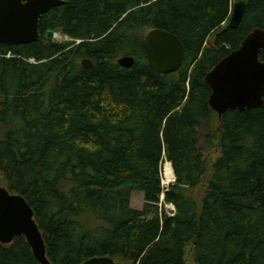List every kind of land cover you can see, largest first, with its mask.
<instances>
[{
    "label": "trees",
    "instance_id": "1",
    "mask_svg": "<svg viewBox=\"0 0 264 264\" xmlns=\"http://www.w3.org/2000/svg\"><path fill=\"white\" fill-rule=\"evenodd\" d=\"M235 1L66 0L41 15L36 41L0 43L1 180L32 207L51 264H185L190 245L195 264H264V104L218 117L205 81L264 29V0H244L230 28ZM152 28L184 45L175 72L149 66ZM203 125L219 150L212 164ZM163 162L175 181L161 200ZM0 264L40 263L20 236L0 243Z\"/></svg>",
    "mask_w": 264,
    "mask_h": 264
},
{
    "label": "water",
    "instance_id": "2",
    "mask_svg": "<svg viewBox=\"0 0 264 264\" xmlns=\"http://www.w3.org/2000/svg\"><path fill=\"white\" fill-rule=\"evenodd\" d=\"M66 0H0V43L27 44L39 37L41 15L62 5ZM244 0H237L231 8L228 26L236 28L245 11ZM53 38L54 32L47 33ZM144 46L149 65L157 72H175L183 63L184 45L179 38L163 29L152 28L144 35ZM264 49V29L254 28L240 45L220 59L205 76L211 89L210 108L218 117L228 110H250L264 104V60L259 58ZM134 57L122 55L117 63L124 68L134 64ZM84 68L93 63L81 60ZM23 236L35 260L51 264L46 256L42 233L34 218L32 207L19 193L0 184V243L9 244L14 237ZM81 264H121L110 256L91 257Z\"/></svg>",
    "mask_w": 264,
    "mask_h": 264
},
{
    "label": "rangeland",
    "instance_id": "3",
    "mask_svg": "<svg viewBox=\"0 0 264 264\" xmlns=\"http://www.w3.org/2000/svg\"><path fill=\"white\" fill-rule=\"evenodd\" d=\"M62 39L63 38H60L59 33H56L55 37L53 38V40H56V41H59ZM208 131H209L208 125H203L202 127L200 126L199 136H198V145L201 146V148L205 152L206 156L209 158L210 164H212V162L219 156V150L215 146L212 148V143L210 141L208 142L205 139V135L208 133ZM164 164H165V162L162 163L161 168H160L161 182L163 180L165 182V184H167L168 179H167V177L164 178L163 171H162ZM1 179H2V176L0 174V184L3 185ZM174 179H175V177H174ZM174 181L175 180H173L171 183H169V185L174 183ZM161 184H163V183H161ZM141 203H142L141 196L137 192H134L132 194V204L135 206H141ZM169 207L170 206H167L166 209H169ZM185 264H195L193 259H192V246L191 245L186 248Z\"/></svg>",
    "mask_w": 264,
    "mask_h": 264
},
{
    "label": "bare ground",
    "instance_id": "4",
    "mask_svg": "<svg viewBox=\"0 0 264 264\" xmlns=\"http://www.w3.org/2000/svg\"><path fill=\"white\" fill-rule=\"evenodd\" d=\"M150 66V65H149ZM167 179H168V176H167Z\"/></svg>",
    "mask_w": 264,
    "mask_h": 264
}]
</instances>
